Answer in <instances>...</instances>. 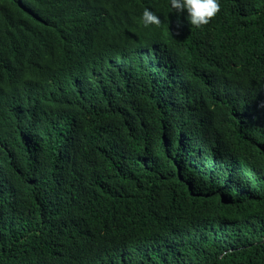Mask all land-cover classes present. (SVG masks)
<instances>
[{
  "label": "trees",
  "instance_id": "16d2710c",
  "mask_svg": "<svg viewBox=\"0 0 264 264\" xmlns=\"http://www.w3.org/2000/svg\"><path fill=\"white\" fill-rule=\"evenodd\" d=\"M218 2L0 0V264H264V0Z\"/></svg>",
  "mask_w": 264,
  "mask_h": 264
},
{
  "label": "clouds",
  "instance_id": "9594fccd",
  "mask_svg": "<svg viewBox=\"0 0 264 264\" xmlns=\"http://www.w3.org/2000/svg\"><path fill=\"white\" fill-rule=\"evenodd\" d=\"M168 6L176 13L186 12L189 23L195 28L207 25L220 10L218 0H168ZM140 19L144 27L161 23L159 17L148 9L143 10Z\"/></svg>",
  "mask_w": 264,
  "mask_h": 264
}]
</instances>
